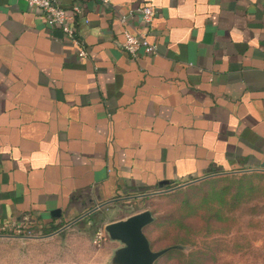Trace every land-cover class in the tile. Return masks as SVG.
I'll return each instance as SVG.
<instances>
[{"label": "crops", "instance_id": "obj_1", "mask_svg": "<svg viewBox=\"0 0 264 264\" xmlns=\"http://www.w3.org/2000/svg\"><path fill=\"white\" fill-rule=\"evenodd\" d=\"M57 1L80 4L85 57L26 0H0V224L68 230L80 264H110L120 243L88 249L84 231L125 204L264 180V0ZM126 31L154 53L126 51Z\"/></svg>", "mask_w": 264, "mask_h": 264}, {"label": "rangeland", "instance_id": "obj_2", "mask_svg": "<svg viewBox=\"0 0 264 264\" xmlns=\"http://www.w3.org/2000/svg\"><path fill=\"white\" fill-rule=\"evenodd\" d=\"M239 178L237 175L215 181L193 182L176 187V195L148 193L125 204L122 211L113 217L125 218L149 210L152 222H158L163 217L175 218L178 214L184 215L185 212L181 213L182 202L188 197L196 213L182 219L184 227L181 230L172 224L157 227L151 235L154 251L171 249L169 246L180 241L176 246L178 254H167L169 249L153 264H190L187 260L191 257L197 258L192 264H264V180L256 181L259 190H254L251 195H246L244 201L236 204L231 192L235 190ZM226 187L229 193L221 202L217 194ZM207 192L213 198L203 202L202 197ZM215 211L221 214L215 216ZM163 228L169 232L168 235H163ZM98 230L104 232L105 239L108 238L104 227L95 223L84 231L89 239L88 249L99 247L100 244L93 243ZM55 232L44 234L37 229L26 235L31 237L0 236V264L82 263L70 251L68 230Z\"/></svg>", "mask_w": 264, "mask_h": 264}, {"label": "built area", "instance_id": "obj_3", "mask_svg": "<svg viewBox=\"0 0 264 264\" xmlns=\"http://www.w3.org/2000/svg\"><path fill=\"white\" fill-rule=\"evenodd\" d=\"M27 5L30 8L37 9L43 16L45 23L48 27L59 28L68 38H70L74 44L78 45V56L85 57L86 51L82 48L80 40L75 35V29L71 24L73 17L81 13L80 4L75 3L71 8L66 9L62 7L57 0H26ZM104 3L108 0H103ZM142 19L145 25H149L153 20L155 12L149 5H143L137 7L134 10ZM124 18V16H122ZM122 47L131 54H135L138 49L143 48L146 53H154L155 45L150 44L145 39V33L139 32L138 34H132L130 32H124V42ZM30 230L27 229L26 225H10L0 224V236L2 235H27ZM105 234L102 230H98L94 236L93 243L101 244L105 239Z\"/></svg>", "mask_w": 264, "mask_h": 264}, {"label": "water", "instance_id": "obj_4", "mask_svg": "<svg viewBox=\"0 0 264 264\" xmlns=\"http://www.w3.org/2000/svg\"><path fill=\"white\" fill-rule=\"evenodd\" d=\"M152 220L151 212L144 210L105 224L104 231L108 238L120 243L113 252L110 264H153L170 249L154 251L150 248L149 241L143 233V227Z\"/></svg>", "mask_w": 264, "mask_h": 264}, {"label": "trees", "instance_id": "obj_5", "mask_svg": "<svg viewBox=\"0 0 264 264\" xmlns=\"http://www.w3.org/2000/svg\"><path fill=\"white\" fill-rule=\"evenodd\" d=\"M255 181V184H254ZM256 190V179H254V175L249 176V177H242L241 179H239L237 181V185L236 188L233 192H231L232 198L234 200V203L238 204L241 203L242 201H244V199L246 198V195H251L253 193V191ZM175 191V194H174ZM229 193V189L226 187L224 189H221V192H219V194H217L218 200L223 202V200L225 199V195ZM157 194L160 195H176V187L175 185L172 186H168L165 188V191L163 192H158ZM213 198V196H211L208 192L204 194V196L202 197V201L206 202L207 200H209V198ZM216 199V198H214ZM183 208V209H182ZM182 212L184 213V215H176V217L174 218L172 217H163L162 219L160 218V220L158 222H156V220H154L153 222H151L150 224L146 225L144 228V233L145 236L147 237L148 241H149V245L151 246V249L153 250V238H152V234L155 231V229L157 227H163V226H168L170 224H172L174 227H179L180 230L184 227V224L182 223V219L185 216H189L192 214L196 213V210H192V206H191V202H190V198H186L183 200L182 202ZM184 210V211H183ZM221 213L218 211H215V216L220 215ZM57 229V227H52V228H48V229H42V233L47 234L50 232H53ZM41 231V229H39ZM163 235H168L169 232H167V230H165L163 228ZM179 236L181 237V235L179 234ZM177 236H175L174 238H176ZM180 243V241H175L174 244L168 252H166L167 254H178L179 250L176 248V246H178V244ZM193 255H190V257ZM197 260V258H193L191 257L190 259L187 260L188 263L192 264L195 263Z\"/></svg>", "mask_w": 264, "mask_h": 264}, {"label": "flooded vegetation", "instance_id": "obj_6", "mask_svg": "<svg viewBox=\"0 0 264 264\" xmlns=\"http://www.w3.org/2000/svg\"><path fill=\"white\" fill-rule=\"evenodd\" d=\"M163 191H165V190H163ZM163 191H160V192H163Z\"/></svg>", "mask_w": 264, "mask_h": 264}]
</instances>
